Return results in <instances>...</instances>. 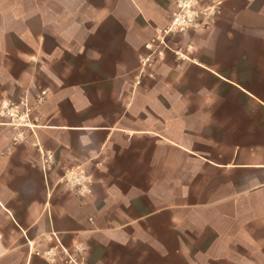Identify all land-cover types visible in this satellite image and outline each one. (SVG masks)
I'll return each mask as SVG.
<instances>
[{"label":"crops","instance_id":"crops-1","mask_svg":"<svg viewBox=\"0 0 264 264\" xmlns=\"http://www.w3.org/2000/svg\"><path fill=\"white\" fill-rule=\"evenodd\" d=\"M174 1L0 0V264H264V0Z\"/></svg>","mask_w":264,"mask_h":264},{"label":"built area","instance_id":"built-area-1","mask_svg":"<svg viewBox=\"0 0 264 264\" xmlns=\"http://www.w3.org/2000/svg\"><path fill=\"white\" fill-rule=\"evenodd\" d=\"M221 9L220 0H175L170 12L169 21L165 26L157 27L153 35L145 42L148 52L140 58V72L151 75L150 67L157 59L164 58L166 51H172L183 57V54L174 51L172 37L183 34L190 29L212 27ZM46 91L42 90L36 101L40 102ZM31 105L27 97L22 98L18 104L2 105L1 115H8L10 119L26 122ZM73 182L80 189L85 188L89 180L82 174L74 176ZM65 260L68 264H85L82 259L67 253L63 248Z\"/></svg>","mask_w":264,"mask_h":264},{"label":"rangeland","instance_id":"rangeland-1","mask_svg":"<svg viewBox=\"0 0 264 264\" xmlns=\"http://www.w3.org/2000/svg\"><path fill=\"white\" fill-rule=\"evenodd\" d=\"M249 227H250V229H251V228L255 229L256 224H255V223H253V224L250 223V224H249Z\"/></svg>","mask_w":264,"mask_h":264}]
</instances>
